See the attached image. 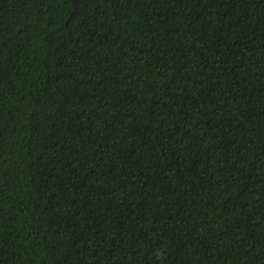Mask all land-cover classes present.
Here are the masks:
<instances>
[{"label":"trees","instance_id":"trees-1","mask_svg":"<svg viewBox=\"0 0 264 264\" xmlns=\"http://www.w3.org/2000/svg\"><path fill=\"white\" fill-rule=\"evenodd\" d=\"M0 264H264V0H0Z\"/></svg>","mask_w":264,"mask_h":264}]
</instances>
